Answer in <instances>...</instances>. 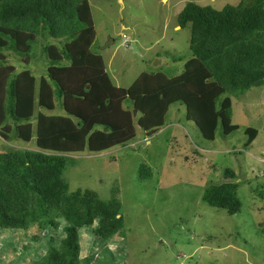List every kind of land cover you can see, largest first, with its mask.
<instances>
[{
	"label": "trees",
	"instance_id": "16d2710c",
	"mask_svg": "<svg viewBox=\"0 0 264 264\" xmlns=\"http://www.w3.org/2000/svg\"><path fill=\"white\" fill-rule=\"evenodd\" d=\"M187 24L191 57L183 71L174 77L143 72L123 88L111 83L100 56L91 52L95 31L88 0H0V52L28 57L38 35L64 40L60 47H43L46 77L37 87L29 71L4 70L0 55V137L34 140V149L0 153V226L27 229L38 220L41 227L57 226L53 213L65 222L58 247L49 245L33 264H80L81 227L97 220L92 233L102 239L122 228L115 197L105 202L92 191L67 193L63 173L70 155L127 145L136 137L134 115L139 129L154 135L176 104L206 141L214 140L218 126L223 137L239 130L232 123L231 95L264 86V0H240L220 10L187 2L177 25ZM56 101L61 115L35 114L36 107L53 111ZM243 132L246 148L257 130ZM138 173L151 176L143 164ZM223 175L235 177L229 168ZM236 189L225 181L208 186L201 198L232 215L241 205Z\"/></svg>",
	"mask_w": 264,
	"mask_h": 264
},
{
	"label": "rangeland",
	"instance_id": "374dc122",
	"mask_svg": "<svg viewBox=\"0 0 264 264\" xmlns=\"http://www.w3.org/2000/svg\"><path fill=\"white\" fill-rule=\"evenodd\" d=\"M239 1L88 0L95 31L91 52L100 56L114 86L126 88L143 72L177 76L191 57L190 24L177 25L184 5L220 10ZM63 42L38 35L28 57L0 52L2 67L13 74L29 71L37 87L46 77L43 47ZM230 98L232 123L239 130L228 136L218 126L214 140H204L195 124L185 120L184 106L176 104L154 135H145L134 115L136 137L127 145L70 155L73 161L63 173L67 193L92 191L105 202L113 196L122 218V228L107 239L92 233L97 220L78 230L80 264H264V87ZM38 112L61 115L63 110L56 101L53 111L36 107ZM246 127L258 133L245 148ZM12 137H0V153L34 149V140ZM141 164L151 172L147 179L139 176ZM226 168L234 178H225ZM225 181L236 183L241 204L232 215L201 198L208 186ZM52 217L57 226L41 227L43 220L27 229L0 226V264H33L49 245L58 247L65 222L54 213Z\"/></svg>",
	"mask_w": 264,
	"mask_h": 264
},
{
	"label": "water",
	"instance_id": "95a60500",
	"mask_svg": "<svg viewBox=\"0 0 264 264\" xmlns=\"http://www.w3.org/2000/svg\"><path fill=\"white\" fill-rule=\"evenodd\" d=\"M132 47H133V50L136 51V47H135L134 43H132Z\"/></svg>",
	"mask_w": 264,
	"mask_h": 264
},
{
	"label": "crops",
	"instance_id": "0c3cea01",
	"mask_svg": "<svg viewBox=\"0 0 264 264\" xmlns=\"http://www.w3.org/2000/svg\"><path fill=\"white\" fill-rule=\"evenodd\" d=\"M132 83H133V82H132ZM132 83H131V84H132ZM131 84H130V85H131ZM130 85H129V86H130ZM116 86H117V87H121V86H118V85H116ZM129 86H128V87H129ZM128 87H126V88H128ZM257 133H258V131H257Z\"/></svg>",
	"mask_w": 264,
	"mask_h": 264
},
{
	"label": "clouds",
	"instance_id": "9594fccd",
	"mask_svg": "<svg viewBox=\"0 0 264 264\" xmlns=\"http://www.w3.org/2000/svg\"><path fill=\"white\" fill-rule=\"evenodd\" d=\"M264 87V86H263ZM158 133V132H157Z\"/></svg>",
	"mask_w": 264,
	"mask_h": 264
}]
</instances>
